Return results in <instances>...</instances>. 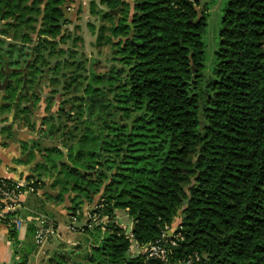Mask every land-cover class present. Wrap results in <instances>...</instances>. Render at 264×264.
<instances>
[{
	"label": "trees",
	"instance_id": "16d2710c",
	"mask_svg": "<svg viewBox=\"0 0 264 264\" xmlns=\"http://www.w3.org/2000/svg\"><path fill=\"white\" fill-rule=\"evenodd\" d=\"M66 1L0 0V112L25 109L19 98L39 96L20 64L38 72L36 59L43 65L52 45L72 35L63 28ZM213 1L89 0V12L109 22L98 26L96 46L109 45L111 66L84 76L75 74L78 65L72 70L65 88L81 85L83 95L62 99L59 110L74 106L66 115L76 124L63 141L79 130L77 142L44 148L33 169L61 175L60 194L51 196L73 201L69 214L100 205L91 211L107 216L104 224L89 229L78 216L81 231H101L94 264H264V0L224 1L211 75L204 77L201 37ZM105 91L109 98L96 101L93 94ZM19 146L31 155L36 143ZM43 184L39 177L32 187ZM116 210L125 211L140 244L159 238L180 214L183 239L167 262H147L131 253ZM10 213L0 220L16 254ZM36 225L29 223L31 233ZM27 252L8 264H24ZM55 254L46 264H66Z\"/></svg>",
	"mask_w": 264,
	"mask_h": 264
},
{
	"label": "rangeland",
	"instance_id": "374dc122",
	"mask_svg": "<svg viewBox=\"0 0 264 264\" xmlns=\"http://www.w3.org/2000/svg\"><path fill=\"white\" fill-rule=\"evenodd\" d=\"M204 1L205 0H201V7L204 6ZM224 1L225 0H214L212 3L208 4V7L206 8V28L201 37L204 43L205 55L203 61L204 67L202 69L204 77L211 75L214 52L218 47V31L220 28V17L222 16V7L224 5ZM200 6H198V8ZM78 13L79 11L74 13V19L68 26L69 32L72 33V35H69V38L64 42L57 41L54 45H52L53 52L51 53V55L46 56L47 60L43 62V65L40 64V60L42 59H36L33 66H35L36 69L37 67L39 68L38 72H34L32 68L28 71L24 63L21 62L20 64V68L23 67L27 71L28 75L26 74V77L29 76L28 79L30 80L33 87V89L31 87L30 91L32 92V90H37L39 96L35 98L34 96L28 95V97L26 96L19 98L18 101L21 102L22 106L26 108L22 109L17 105L13 106L11 112V117H13V124H8V126H10L11 128L15 127L17 129L24 130L25 132L29 131V134H31V136L24 138L25 140H20V143H25V145L28 146L31 140L35 141L36 148L35 150H32V153H30L31 155H29L28 151L23 150L24 154L27 156L29 155V158L33 160V164L41 160V153H44V148L50 146L61 147L65 144H70L72 141L77 142V138L80 132L79 130H75L73 132L70 140L63 141V134H66L67 131L73 130L74 125L76 124L74 120H67L66 115V112L68 110H73L74 106L70 105V103H67L64 104L61 110H59V108L63 105L62 103H60L62 99H70L72 95H83L81 85H78V89L74 92V83H69L67 88H65L66 83H68L70 80L72 70H74L78 65V69L76 68L77 71L75 72V74L84 76L85 74L87 75L89 73L90 69L98 73H106L109 70L108 68L111 66V61H109L108 59L110 57L109 45H103L100 47L96 46L98 26L102 23L108 25L109 22H100V20H98V16L91 14L90 12H84L82 14ZM77 23H79L80 25L77 29H75L74 27L75 25H77ZM74 37H76L75 40L73 39ZM47 52L48 50L46 49L42 51V53L45 54ZM55 64H57V66H55L56 69L51 70L50 68ZM20 75L24 76L25 73ZM62 75H65L66 77L63 78ZM54 78L56 81H53ZM2 90L3 88L0 87V101L2 95L4 96V92ZM52 91L54 92L52 93ZM49 95L52 96L53 100L51 106L46 110L45 107ZM109 95L111 94H109V92L107 91L96 92L95 95L93 94V96L96 97V101H99L100 98L101 101H105L106 97H108ZM90 102V100H85L84 104L88 105V103ZM98 104L99 102L96 103L94 112L96 111ZM27 109L28 111H25ZM91 112L93 111L91 110ZM8 114L9 110H6L3 114L2 120L6 123L8 122ZM32 170L33 171H31V173H29L27 177L31 176L33 179H26L25 181H32L30 182L32 185L33 180H38L39 177H41V179L44 181V184L43 187L41 185V187L36 190H34L33 188V190L30 192H39V194L44 196V198H46L45 196H47L51 198L53 203L61 206L58 207V210H56L55 214L42 213L45 214V216L37 217L47 228H49V232H47V234L44 236L43 241L40 243L33 242L30 239H28L29 241L27 240V249H29L28 247L31 244V248H35V253L34 255H31L30 259H27L24 264H46L48 258H50L52 255L55 256V253L57 252L63 253L65 255L64 258L62 257V259L65 260L66 264H94L95 259H93V251L101 237V231L91 230V233L88 231H81L79 226H75V230L72 231L69 228L67 230L63 228V231H55L58 238L61 235L60 237H62V241H60L59 239L55 240V233H51L53 229L57 230V227H62L63 223H68L70 215L69 212L71 210L69 209V207H71L74 202L70 201L69 198H66L65 195L60 196L59 198L61 199H54L51 196V194H60L58 193V191L60 188L59 186L62 177L59 173H57L55 170L43 171L42 175L38 176L39 169L32 168ZM43 205L45 206L46 204L44 203L39 206L42 207ZM19 207V202H17L14 206V209L12 210V213H8H10L11 215L13 214L12 216L15 217V219L22 220L24 216H22V214L19 215ZM93 207L94 206L87 208V206H84L79 211L85 214L88 209H91ZM48 209L50 211H53V208L48 207ZM13 211H15L16 213ZM36 212H39V210H36ZM115 218L117 222L125 225V229H128L129 227L132 228V226L129 224V218L127 217L125 211L116 210ZM80 222L81 219H77L76 224L79 225L78 223ZM178 223H180V214L175 217L172 226ZM65 240L68 242H66Z\"/></svg>",
	"mask_w": 264,
	"mask_h": 264
},
{
	"label": "crops",
	"instance_id": "0c3cea01",
	"mask_svg": "<svg viewBox=\"0 0 264 264\" xmlns=\"http://www.w3.org/2000/svg\"><path fill=\"white\" fill-rule=\"evenodd\" d=\"M62 8L65 12V16L69 19V21L64 25L63 28L67 29V31L69 32L68 26L74 19V13H76L77 11H79V13L81 14L84 12H89V0H67ZM98 20H100V22L106 21L99 16ZM77 25L80 24L77 23ZM12 109L13 107L11 108V110H9L7 123L2 120L5 111L0 112V177L11 179L14 181H25L29 173L33 171V160L24 154V151H22L19 146V142L20 140H25L24 138L31 136V134H29V131L25 132L24 130L17 129L15 127L11 128L10 126H8V124H13V117H11ZM30 193L31 192H24L23 194H21L18 201L20 205L18 213L19 215L22 214V216L24 217L22 218L21 223L17 228V237L20 242L17 245V249L19 248V251L17 250L18 252L16 254H14L13 252L14 246L9 237V227L6 223L0 220V264L11 263L13 258L18 259L22 254H25L27 252L26 250H28L26 247L27 240L30 239L31 241H34V233L32 234L29 230V223H35V220L38 216H45V214L47 213L55 214L56 210H58V207L61 206L53 203L51 198L47 196H45L46 198H44V196L40 195L39 192H34L31 194ZM44 203L46 205H43V208L39 206ZM48 207L53 208V211H50ZM35 209L39 210V212H36ZM67 225L68 223H63L62 227H57V230L53 229L51 234H54L55 231L58 230H67ZM54 235L55 240L59 239L60 241H62V237H60L61 235L59 236V238L57 237V233H55ZM28 248L29 251L27 252L28 254L26 258L30 259V256L34 255L35 253V248Z\"/></svg>",
	"mask_w": 264,
	"mask_h": 264
},
{
	"label": "built area",
	"instance_id": "2783aa9c",
	"mask_svg": "<svg viewBox=\"0 0 264 264\" xmlns=\"http://www.w3.org/2000/svg\"><path fill=\"white\" fill-rule=\"evenodd\" d=\"M30 182L32 181H8L7 178L0 177V215L12 212L21 194L33 190ZM98 207H100V205L93 207V209ZM80 214H82L85 219L82 225H85L89 229H93L94 226L104 224L107 221V216L99 215L96 211L88 209L84 214L77 209L73 214L69 215L70 222L67 227L70 230H75V226H77L76 222ZM14 222L18 228L21 220L14 219ZM36 222L37 225L35 228L34 240L36 243H40L43 241L47 232H49V228H47L38 218H36ZM172 225H166L159 238L145 244H140L135 240L131 227L125 229L124 234L130 240L131 253H137L147 260L156 258L161 262H167L170 247L177 245L178 242L183 239V234L180 230L181 225H179V223L174 226ZM81 229L82 228H80V230ZM193 259L199 260V255L195 254ZM185 264H192V259L185 261Z\"/></svg>",
	"mask_w": 264,
	"mask_h": 264
},
{
	"label": "water",
	"instance_id": "95a60500",
	"mask_svg": "<svg viewBox=\"0 0 264 264\" xmlns=\"http://www.w3.org/2000/svg\"><path fill=\"white\" fill-rule=\"evenodd\" d=\"M8 73H9V69L7 68V69H6L5 78H7V74H8ZM5 81H6V80H4V81L2 82V85H4V84H5ZM147 262H148V260H147Z\"/></svg>",
	"mask_w": 264,
	"mask_h": 264
}]
</instances>
